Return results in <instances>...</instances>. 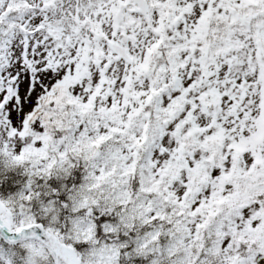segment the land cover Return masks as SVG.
I'll list each match as a JSON object with an SVG mask.
<instances>
[{
    "label": "snow or ice",
    "instance_id": "1",
    "mask_svg": "<svg viewBox=\"0 0 264 264\" xmlns=\"http://www.w3.org/2000/svg\"><path fill=\"white\" fill-rule=\"evenodd\" d=\"M0 264H264V0H0Z\"/></svg>",
    "mask_w": 264,
    "mask_h": 264
}]
</instances>
